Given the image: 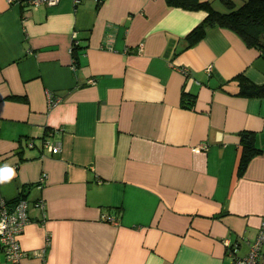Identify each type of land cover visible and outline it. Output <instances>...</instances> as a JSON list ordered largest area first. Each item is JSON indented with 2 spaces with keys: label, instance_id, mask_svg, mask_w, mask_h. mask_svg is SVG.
<instances>
[{
  "label": "crops",
  "instance_id": "1",
  "mask_svg": "<svg viewBox=\"0 0 264 264\" xmlns=\"http://www.w3.org/2000/svg\"><path fill=\"white\" fill-rule=\"evenodd\" d=\"M205 16L166 0H0V174L14 173L0 194L29 203L19 264L248 253L264 229V151L241 170L239 135L264 149V97L235 95V77L264 84V56L221 26L189 45Z\"/></svg>",
  "mask_w": 264,
  "mask_h": 264
},
{
  "label": "trees",
  "instance_id": "2",
  "mask_svg": "<svg viewBox=\"0 0 264 264\" xmlns=\"http://www.w3.org/2000/svg\"><path fill=\"white\" fill-rule=\"evenodd\" d=\"M224 1L226 8L216 10L206 0H166L172 6L188 10L202 9L206 12L203 21L186 35L189 45L202 38L208 27L221 26L235 31L247 46L258 49L264 56V0H242L239 3H234L231 0ZM235 81L237 82L235 95L264 97V84H254L241 74L235 77ZM192 104L193 97L183 94L181 105L188 107ZM239 145L241 146V165H239L241 170L245 168L251 157L264 151L255 145L254 134L249 131L240 133Z\"/></svg>",
  "mask_w": 264,
  "mask_h": 264
},
{
  "label": "built area",
  "instance_id": "3",
  "mask_svg": "<svg viewBox=\"0 0 264 264\" xmlns=\"http://www.w3.org/2000/svg\"><path fill=\"white\" fill-rule=\"evenodd\" d=\"M14 2L17 0H9ZM58 0H26L30 5H38L40 3L54 4ZM76 2L78 0H75ZM139 49L142 50V44ZM210 68H208L209 70ZM181 72L185 77L188 76V70L181 68ZM59 99H52L49 97V105H53L58 102ZM45 146L52 152L57 153L58 149L56 146L46 142ZM205 149V145L194 147L193 149ZM46 175L40 176L39 181L44 182ZM34 207L43 210L45 208V202L38 200L33 203ZM29 203L22 196H18L12 205L3 198L0 194V249L3 251L5 256V264H19L20 260L27 256V253L21 248L18 240V236L23 232L24 227L30 221L29 217ZM101 219L107 222L116 223L115 219L110 215L103 214ZM262 245H264V229H262L256 240L251 244L248 253L242 257L235 256L232 264H261V251ZM31 255H40V252H30Z\"/></svg>",
  "mask_w": 264,
  "mask_h": 264
},
{
  "label": "clouds",
  "instance_id": "4",
  "mask_svg": "<svg viewBox=\"0 0 264 264\" xmlns=\"http://www.w3.org/2000/svg\"><path fill=\"white\" fill-rule=\"evenodd\" d=\"M13 175H14L13 170L5 167L2 170V174H0V183L10 181Z\"/></svg>",
  "mask_w": 264,
  "mask_h": 264
}]
</instances>
